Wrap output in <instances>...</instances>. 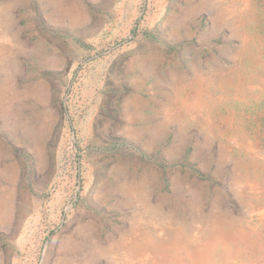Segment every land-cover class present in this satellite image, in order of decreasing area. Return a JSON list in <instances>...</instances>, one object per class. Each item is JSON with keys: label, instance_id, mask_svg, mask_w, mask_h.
<instances>
[{"label": "rangeland", "instance_id": "rangeland-1", "mask_svg": "<svg viewBox=\"0 0 264 264\" xmlns=\"http://www.w3.org/2000/svg\"><path fill=\"white\" fill-rule=\"evenodd\" d=\"M215 231L206 264H264V0H0V264Z\"/></svg>", "mask_w": 264, "mask_h": 264}, {"label": "bare ground", "instance_id": "bare-ground-1", "mask_svg": "<svg viewBox=\"0 0 264 264\" xmlns=\"http://www.w3.org/2000/svg\"><path fill=\"white\" fill-rule=\"evenodd\" d=\"M249 5V4H248ZM226 234L221 233L219 231H215L213 235L210 237L209 242L206 243L205 247L197 249V251H194V259L196 260L197 264H206V261H208V255L209 252L211 251L212 247L216 245L217 243L226 240ZM228 241V240H227ZM230 242V241H229ZM126 243V242H125ZM128 244V243H127ZM135 245V244H134ZM179 245V244H178ZM193 247V246H192ZM174 249V248H173ZM202 249V250H201ZM114 251V250H113ZM149 252V251H148ZM105 253V252H104ZM120 253V252H119ZM124 254V253H123ZM152 255L155 256V254L152 253ZM159 254H156L157 259L154 262V264H161L162 261L159 260ZM120 257V256H119ZM121 258V257H120ZM122 260V259H121ZM153 260V259H152Z\"/></svg>", "mask_w": 264, "mask_h": 264}]
</instances>
